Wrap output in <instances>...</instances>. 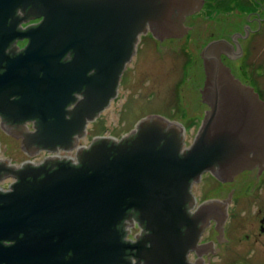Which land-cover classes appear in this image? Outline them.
<instances>
[{"label":"water","instance_id":"water-1","mask_svg":"<svg viewBox=\"0 0 264 264\" xmlns=\"http://www.w3.org/2000/svg\"><path fill=\"white\" fill-rule=\"evenodd\" d=\"M202 3L0 0V125L23 135L29 154L73 147L86 119L116 95L139 35L150 28L160 39L181 36L191 28L185 14ZM38 15L40 22L20 26ZM23 36L29 43L16 50ZM235 44L221 38L201 51L202 98L210 107L182 152L183 127L152 114L119 141L95 137L77 148V161L49 155L16 166L1 158L0 179L18 180L12 190L0 189V264H206L201 257L187 261L186 252H214L212 241L196 244L210 217L218 241L227 240L222 229L233 188L192 210V179L207 169L224 181L256 164L257 174L264 168V100L220 57L239 56ZM132 218L143 227L136 241L124 239Z\"/></svg>","mask_w":264,"mask_h":264},{"label":"rangeland","instance_id":"rangeland-1","mask_svg":"<svg viewBox=\"0 0 264 264\" xmlns=\"http://www.w3.org/2000/svg\"><path fill=\"white\" fill-rule=\"evenodd\" d=\"M250 1L205 0L202 10L189 20L194 24L193 31L183 40L169 42L174 46L166 51H161L153 38L143 36L138 46V54L133 57L123 77L115 106L105 113V117L90 124L91 134L110 132L120 135L130 129L135 119L150 112L185 120L192 112L191 104L186 103L187 96L181 99L186 102H180L178 95L187 79V67L196 52V44L205 43L212 32L231 31L233 24L243 21V13L238 11L244 12L250 6L252 8ZM190 68L194 72L195 66ZM236 69L240 75L248 78L264 100V24L259 32L251 33L246 42L245 53L238 61ZM112 113L113 118L110 117ZM195 122L197 123V119L194 116L188 118L187 127H192ZM216 184L212 177L205 174L202 185L196 188L200 193L199 189L203 187L201 195L205 197V191L210 194L215 192ZM255 194L256 196L250 198L247 207L238 205L233 209L232 222L237 232L234 242L240 240L245 247L241 252H232L227 257L219 258L214 264H264V234L259 237L257 233L258 217L264 214V176L257 185ZM246 234L250 235L249 241Z\"/></svg>","mask_w":264,"mask_h":264},{"label":"flooded vegetation","instance_id":"flooded-vegetation-1","mask_svg":"<svg viewBox=\"0 0 264 264\" xmlns=\"http://www.w3.org/2000/svg\"><path fill=\"white\" fill-rule=\"evenodd\" d=\"M252 4L251 6L245 10L244 12L238 11V13H243V21L239 22V24H233L231 31L222 32V33H215L212 32L211 36L205 43L196 44V52L194 54V57L191 61V64L189 67H187V79L185 80V83L183 86H181V93L178 95V99L180 102L185 101L186 103L191 104L190 110L192 111L187 117H185V120L181 117L178 118H170L169 116H166L163 113H156V112H150L146 113L144 115L139 116L137 119H135L132 123V126L130 129L127 130V132L122 133L120 135H116L110 132H104V133H94L91 134V126L90 124L95 123L100 118L105 117V113L112 107L115 106L116 100L119 98L120 95V88H121V82L123 80V77L129 68V64L132 62L133 57H135L138 54V46L140 43V40L143 36H149L150 38H153L155 42L157 43V47L161 51H166L169 48H172L171 46H174L173 44L169 42H176L183 40V38L187 37L190 32L193 31L194 24H191L189 20L197 13H199L205 3V0H203L202 5L196 9L195 11L191 13L185 14L183 23L184 26H191V28L187 29V32H184L181 36H165L162 39L157 37L153 34L152 30L150 28H147V30L143 33H141L138 37V40L136 42V47L133 55L131 56V59L125 64L123 70L121 71L119 81L116 87V95L114 97L109 98V102L107 105H105L102 109L99 110L98 114L93 117V119H86L84 130L85 132L77 137V143L73 147L69 149H65L63 147L57 148V150H51L48 148L41 147L38 152H35L33 154H29L21 147V141L23 138V135H19L16 137L15 135L11 134L9 131H7L2 125H0V159H9L8 164H15L16 166H20L21 163L31 160L35 163H40L44 160L45 156L49 155H59L61 157L63 156H71L74 161H77L76 156V150L79 147H88L91 142L93 141V138L95 137H102V136H108L111 138H114L116 140H120L123 135L128 134L132 129H136V123H138L143 118L149 116V115H158L165 120L169 122H175L180 124L183 127V139H182V146L180 147L179 151L182 152L184 148H189L193 144V140L197 134L198 128L201 126L202 120L205 116L206 110L209 109V104L206 101H203L202 98V91L204 86V80H205V70H204V62L203 57L201 55V51L203 50V47L212 40H218V39H225L228 43H230L233 46V49L236 50V44L239 43L241 48V53L237 57H229L225 52L220 51V57L222 62L228 66L232 72V74L241 80V82L245 84H249L251 86L252 83L248 80V78L244 77L243 75H240L238 73V70L236 69V65L238 64V61L243 57L245 53V47L246 42L251 37V33L256 34L259 32L264 24V0H251ZM42 19V16H33L29 17L25 21L19 22L20 26L23 28L26 27L29 24L32 23H38ZM29 43V38L27 36H23V38H17L15 41V44L18 45L16 47V50H20L22 48H25V46ZM190 66H195V70L193 72V69L190 68ZM241 65L239 64V70L241 72ZM190 69V71H189ZM193 72V73H192ZM254 88V86H253ZM255 89V88H254ZM77 96L82 97V94L76 93ZM187 96V98H185ZM185 98V100H181ZM74 103H70V107H73ZM136 109V108H135ZM195 117L197 119V123H193V126L188 128L186 121L188 118ZM113 118V113L110 116ZM1 120V115H0ZM114 120V119H113ZM119 120V119H118ZM115 121V120H114ZM112 122V121H111ZM113 123V122H112ZM25 124L28 126V130H34L35 127L33 126V120L29 119L25 121ZM112 125V124H111ZM114 126V125H113ZM190 132V134H188ZM259 165L256 164L255 166L251 168H244L239 171H237L235 174H233V177L231 180H220L218 177H216L210 170H204L201 172L200 180L196 181L192 179L191 185H190V193L195 198V204L192 207V210H195L197 206L202 203L203 201L209 200V199H224L228 197V193L232 190L231 193V200L228 203L227 206V217L225 219V222L223 223V238H226L227 240L219 242L217 239V235H219L218 229L215 227L216 225V219L213 217L209 218V221L206 223V225L201 230L196 244L206 243L209 241H212V246L214 249V252L207 251L206 253H202V255L197 254L196 249H189L186 252L187 261L189 262H195L197 257H201L203 259V263L206 264H214L219 258H224L232 254L237 253L238 251L241 252V250L245 247V244H241L242 242L239 240L237 243L234 242V238L237 234L236 227L233 226L234 223L232 222V216H233V209L240 205V207H247L249 205L248 202H250V198L256 196L255 192L257 191V185L260 184V181L262 177L264 176V168L261 169V172L259 174ZM205 174H208V176L212 177L215 182L217 183L215 186V192L213 194L207 193L205 191V197H202V193L204 191V188H200L198 193L196 187H200L202 185L203 177ZM18 180V177L14 174H6L0 179V189L3 191L12 190L13 188L10 186L11 183ZM248 185V186H247ZM202 192V193H201ZM244 216V215H243ZM133 223L132 224H125L124 228L128 229L129 231H126L124 239H130L132 241H136V233L143 234V227H141L138 224V220L135 218H132ZM242 222V221H241ZM244 222V221H243ZM232 225V226H231ZM255 228V227H254ZM257 233L259 237H262L264 234V214H261L258 217V227H257ZM246 239L250 240V235L246 234ZM257 240V238H254ZM5 243H12L15 240H9V239H3L2 240ZM255 243V242H254ZM258 243V242H257Z\"/></svg>","mask_w":264,"mask_h":264}]
</instances>
